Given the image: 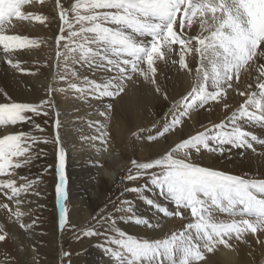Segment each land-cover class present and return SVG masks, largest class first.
Here are the masks:
<instances>
[{"label": "snow or ice", "instance_id": "6c2138e0", "mask_svg": "<svg viewBox=\"0 0 264 264\" xmlns=\"http://www.w3.org/2000/svg\"><path fill=\"white\" fill-rule=\"evenodd\" d=\"M29 2L0 0V45L5 51L13 46L24 48L38 44V41L28 37L3 34L13 17L25 19L33 15L21 11L22 6ZM43 2L40 0V3ZM56 5L60 9L62 22L60 34L56 37L57 67L63 68L59 79L71 77L73 81H79H69L67 87L82 96L97 99L120 97L126 91V81H132L133 75L139 73L144 81L155 86L157 93L168 99L156 80L155 61L164 60L166 55L170 57L173 45H179V66L191 73L186 55L195 54L198 63L193 86L173 106L175 112L171 120L163 125L162 130H158V137L165 139L168 138L166 134L175 133L177 127L183 124L182 118L193 109L203 108L211 101L224 100L229 89L239 91L238 86L234 85L233 75L238 81L241 69L250 61L264 60V0H75L68 8L56 0ZM70 12L74 14L71 18ZM35 18L41 21L46 19L41 16ZM195 21L199 23V34L186 35L185 28H190ZM65 29L67 35H64ZM7 62L19 68V62ZM144 63L147 64V71L141 67ZM77 64L86 66L94 73L108 74L107 79L98 81L87 75L81 78L75 68ZM258 71L256 87L259 94L239 92V95H247L248 98L228 117L232 122L231 129L221 121L212 125L215 131L205 128L190 134L170 146L158 158L147 162L131 161L133 168L129 169L126 179L137 181L147 177L160 195L174 203L175 209L170 211L151 198L147 199L148 205L167 217L183 218L185 212L190 210L195 219L179 233L174 232L165 239L149 240L121 231L116 227L117 221L112 219L111 213L101 217L97 225L103 227L108 224L118 233V238L113 236L109 241L118 246V250L105 249L117 264H197L204 259L202 248L211 252L217 245L230 246L229 240L233 234L239 239L249 230L253 234L264 231V179H248L214 170L192 159L205 150L223 155L225 146L250 149L258 157L264 158V151L257 153L254 147L259 142L264 149V139L242 126H236L238 118L264 125V63H259ZM52 91L56 89L50 88L49 92ZM51 104V99H41L39 103H0V125L31 123L33 128L43 133L44 128L35 123L33 116L49 115L47 106ZM223 106L225 109L229 107L227 103ZM107 108L111 109L112 104ZM56 117L54 128L57 131L52 141L43 135L24 131L0 137V177H6L0 179V193L18 206L26 202L22 199L25 194H40L39 178L17 177L16 173L17 169L30 167L36 158L44 154L42 148L36 151L39 144L54 143L58 146V183L55 190L58 200L68 199L66 151L61 145L58 131L61 126L58 112ZM107 135L101 132L99 139L106 143ZM156 139L157 136L149 137V140ZM17 179L22 183L18 184ZM145 188L147 183L141 188L126 187L124 191L141 194ZM0 208L12 212L8 204L0 203ZM114 211L121 212L124 208L114 206ZM127 211L131 212V207ZM217 212L233 217L238 215L242 219L218 221ZM64 213L59 222L61 228L68 224L66 208ZM12 215L19 220L25 213L18 207ZM136 222L159 227L158 224L149 225L146 219L138 218ZM20 227L27 226L21 224ZM0 233H3L0 234V242L5 241L7 233L2 225ZM83 234L98 236L102 233L98 228L90 227Z\"/></svg>", "mask_w": 264, "mask_h": 264}, {"label": "rangeland", "instance_id": "374dc122", "mask_svg": "<svg viewBox=\"0 0 264 264\" xmlns=\"http://www.w3.org/2000/svg\"><path fill=\"white\" fill-rule=\"evenodd\" d=\"M50 1L51 0H44L43 3H40V0H30L29 3L22 6L21 11L26 15L29 13L33 15L25 19L13 17L11 21L13 20L15 24L18 21H20V23H25L23 25L25 27L28 25L27 28L32 30L36 29V26H40L41 24H47L49 26L52 24H60L61 27L62 22L60 20V15L57 16L52 11L45 12L43 11V9H41L46 3H49ZM74 2L75 0H65L64 3L62 2L61 4H63L65 8H68L70 7V3ZM27 8H34L37 11L32 9L27 10ZM73 15V13H69L70 18ZM36 16L46 17V19L42 21L37 20L35 18ZM9 29L7 30H9L10 35H20L38 41V44L35 46L24 48L13 46V49H28L30 50V53H33V55L35 56H38L40 52L47 49V51L42 56L44 62L42 63L41 67L48 66L53 51H51V47L48 45L47 37L38 36L37 33L28 34L22 32V29L17 28V26ZM188 29L189 28H185V30ZM64 35H67V29H65ZM174 52L175 45H173V52L171 53V55H173ZM55 55L57 61V49L55 51ZM170 57L166 55L164 60L155 61L154 66L156 67L157 72L161 70L163 65L169 62ZM141 67L146 71L148 70L146 63L142 64ZM75 68L79 72L81 78L84 75H87L89 76V78L97 79L98 81L101 79H107L105 76H102V72H99V75L97 74L96 77H93L92 73H89L90 71L86 66L81 67L79 64H77L75 65ZM62 74L63 68H58L56 66V76L54 78L53 87H50L51 89H56V91L47 93V96L49 97L51 95L56 97V105H54L52 102L51 105L47 106V111L49 112V115L47 116H33V120L35 121V123L40 124L44 128V132L40 133L38 130L33 128V126L28 127L27 129H22L21 131L32 132L33 135H43L47 137L49 141L54 140L57 131L54 128V120L57 118L55 113L58 112L59 108L58 113L60 115L58 118L61 121V126L58 131L60 135L61 145L65 148V151L77 153L74 159L69 160L68 157L66 159L65 170L67 175L66 180L68 199L66 201L58 200V196L55 190L58 183V146L54 143L37 145L36 151L39 152V150L42 148L44 150V154L36 158L30 167L17 169L16 173L17 177L26 176L30 179L39 178L41 180V183L38 186V190L40 193L39 196L35 194H25L22 199H24L26 202L18 206L14 201H9L7 197L3 195V193H0V203L8 204L9 208L12 209V212L3 209L5 217L2 219V222L0 221V225L3 226L4 231L7 233L6 240L0 242V264H95V262H98L99 264H117L115 259L105 249L111 248L114 251L118 250V246L109 242L113 236H116L118 238V233H116L108 224H105L103 227L97 225V220H99L101 217H107L111 213L112 219H115L117 221L116 227H118L121 231L139 239L147 238L149 240L165 239L174 232L179 233L185 229V226L188 223L194 222L195 219L191 216L190 210L185 212L183 218L167 217L154 206L148 205L150 209H156L155 211L159 213V215L161 214L164 218L174 219L172 225L166 231L154 237H145L142 235L134 234L133 231H130L129 226H124L123 224H121L122 222L124 223L125 220H133L135 218L134 201L136 199H143L147 203V199L151 198L167 207L170 211L175 209L174 203L170 199L160 195L159 190L148 182L147 177L140 178L137 181H128L126 179L127 175L129 174V169L133 168L131 161L137 160L138 162H140L138 154H136V152L134 151V142L136 138L143 135L144 133H150L154 131L157 133L158 130H161L163 125L171 120L172 115L175 112V109L173 108L174 105L172 106L171 104L170 106V104L168 103V109L167 107H165L164 109L159 110V113L157 114V120H155L154 124H151L147 127L144 126V123L138 124L136 134H134V136L130 138V153L128 152L127 157H124L123 160V157H121L120 154H117L118 151L115 150L111 145V135L109 133V129L111 128V126L117 124L116 121L113 120L114 118L112 115L114 112V103H105L103 105L104 107L97 106V103L90 105V103H92L93 101L101 102L102 99H97L93 96L88 95L82 96L79 93L75 92V90L68 89L67 85L69 81L76 83H79V81H73L71 77L66 80H61L59 79V75ZM138 75L139 73L133 75V78H136ZM60 89H65V91H60ZM180 101L181 100H179V102ZM18 102L28 103L23 101ZM109 104H112L111 109L107 108ZM54 107L58 108L54 110ZM101 113H103V115H101ZM165 114H167V116ZM27 115L31 116L32 114L28 113ZM136 121L137 120H134V123ZM124 131L125 130H122L121 132L125 134ZM101 132H106L108 134L106 143L99 139ZM95 143H98V145L101 146L99 148L103 152H112L117 156L120 172L117 171V181L115 180L117 175L111 182H108L107 179L103 180L105 183L101 184L102 194L90 197L89 194H91L93 191L91 185L93 175L89 171V169L86 168L89 160L85 158L83 152L87 150H97L98 147L94 148ZM129 156H132V159H130ZM5 178L6 177H0V179ZM17 182L18 184L22 183V181H20L19 179H17ZM146 183L147 188H145L141 194L124 191L126 187L141 188ZM104 185H108L106 191H104ZM80 192H82V196H86L79 198V200H82V198H84L81 208L82 206H84L85 208H89L91 210V214L86 222L78 223V217H80L81 215L77 216L76 211H74L72 205V193L74 194ZM121 193H123V195H121ZM157 194L160 195V199H157L158 196H155ZM114 206H121L124 208V211L116 212L114 211ZM18 207L21 212L25 213V215H23L19 220H17L12 215V213H14ZM128 207H131L133 212H128ZM65 208L67 209L66 215L68 224H66L65 227L61 228L59 222L61 216L65 214ZM221 214L222 217L226 219L224 220L225 222H231L233 219L237 221L242 219V217L238 215L233 217L229 216V214L226 213ZM15 222H17L18 224L17 230L19 234L16 235L17 237H15L13 231H10V228H8ZM21 224H24L27 227L21 228ZM149 225H152L150 221ZM90 227L98 228L102 234L98 236H85L83 234L84 231H86ZM28 233H30V236H28ZM259 235L264 236V231H258L257 233L253 234L249 230L248 232L243 233L241 238L239 239H237L235 234H233L232 239L235 238L240 242L242 237L251 236L252 238H254ZM256 244L258 246H261V248L259 249L264 253V238L257 241ZM201 251L203 252L204 256L206 255V253H209L206 249L203 248L201 249ZM65 253H69V255L66 256ZM101 258H103L104 262H102ZM260 264H264V257L261 260Z\"/></svg>", "mask_w": 264, "mask_h": 264}, {"label": "bare ground", "instance_id": "6f19581e", "mask_svg": "<svg viewBox=\"0 0 264 264\" xmlns=\"http://www.w3.org/2000/svg\"><path fill=\"white\" fill-rule=\"evenodd\" d=\"M64 1L65 0H60V3H64ZM29 9L37 11L34 8H27V10ZM41 9L45 12L52 11L57 16H59L60 13V9L56 5V0H51L49 3H46ZM23 24L25 23H20V21L15 24L12 20L10 25L5 27L3 34L10 35L9 30L11 29L9 28L17 26V28L22 29V32L28 34L37 33L38 36H45L48 38L47 42L53 53L48 66L41 67L44 62L42 56L47 49L40 52L38 56H35L33 53L31 54L28 49L15 50L12 47L9 51H5L3 45H0V103L12 101L39 103L41 99H51L53 104L56 105V97L53 95L49 97L47 96V93L49 92L48 90L50 87H53L54 78L56 76V37L60 34V24H52L50 26L47 24H41L40 26H36L37 28L33 30L28 29V25L25 27ZM199 32L200 27L198 21L193 22L191 27L184 31V33L189 36H195L199 34ZM179 59V45H175V52L171 55L169 62L163 65L159 72L156 71V80L163 92L167 94L168 99H164L154 90V85L144 81L143 78L138 75L136 78H133L132 81H126V91L125 93H122L120 97H116L115 99L104 97L101 98V102H89L90 105L97 103V106H103L105 103L109 102L114 103V112L112 115L114 118L113 120L116 121L117 124L111 126L109 133L111 135V145L118 151L117 154H120V156L123 157V160L124 157H127L128 152L130 153V138L136 134L138 124L144 123L145 127L154 124L155 120H157L159 110L164 109L165 107L168 109V103L170 106L171 104L172 106L176 105L179 100H182L183 96L191 90L194 83L198 59L195 54L186 55L189 67L192 69L191 73L180 68L178 63ZM8 60H11L13 64L19 62V68L13 67L12 64L7 62ZM171 61H177V63H172ZM259 63H264V60L250 61L249 65H246L241 69L238 81L236 80L235 75H233L234 85L238 86L239 91L229 89L224 100H221L220 102L211 101L209 105H205L203 108L193 109L187 116L182 118L183 124L177 127L174 134H166L168 137L167 139L164 137H158V132L156 133L155 131V133H144L136 138L134 142V151L138 154L139 161L146 162L158 158L160 155L164 154L166 149L170 146H174V144L181 139L187 138L190 134H196L198 131H203L205 128L213 131L214 129H212V125L219 124L221 121H224L227 128L231 129L232 122L228 120V117L244 104L245 100L248 98L247 95H239V92L243 91L249 94L256 92L259 94V89L256 87L258 83L257 77L259 76ZM89 71V73H92L93 77H96L99 73V71L94 73L91 69H89ZM102 74V76L107 78L108 74L103 72ZM249 85H252V87L249 88ZM209 90L212 89L209 88ZM224 103L229 105L227 109L224 108ZM57 108L58 107H54V110ZM249 110L254 109L250 108ZM134 120L137 121L134 123ZM32 126L31 123L24 122H20L16 125H0V137L4 134L18 132ZM236 126H242L245 130L254 133L260 139H264V125L262 124L252 123L246 119L238 118ZM122 130H125V134L121 132ZM150 136H157V139L149 140ZM97 147V150H87L83 152L85 158L89 160L86 168L89 169L93 175V179L91 180L93 191L89 194L90 197L102 194L101 184L105 183L103 180L107 179L108 182H111L117 175V171L120 172L117 156L112 152V154L105 153V151L103 152L99 148L101 146H99L98 143H95L94 148ZM254 147L257 149V153L264 151L259 142H256ZM76 154V152L66 151V159L68 157L69 160H72L76 157ZM129 158L132 159V156H129ZM192 159L195 163L201 166L224 171L232 175H238L248 179H264V158L258 157V155L252 153L250 149H237L231 146H225L223 155L219 152L212 153L205 150L199 155H194ZM117 178L118 175L116 176V181ZM103 188L104 191H106L108 185H104ZM84 196L85 195L82 196V192L72 193V205L74 211H76L77 216L81 215L78 217V223L86 222L91 214L89 208H85L84 206L81 208L84 198H82V200H79V198ZM155 196H158L157 199H160V195L157 194ZM134 202L135 218L133 217V220H125L124 223H121L124 226H129L130 231H133L134 234L145 237H154L166 231L172 225L174 219H166L161 214L159 215V213L155 211L156 209H150L143 199H136ZM4 217L3 208H0L1 222ZM138 218L146 219L150 221L152 225L158 224L159 227H151L143 223H137L136 220ZM216 218L219 221L226 220L222 217L220 212L216 213ZM17 226L18 224L15 222L8 227L10 228V231H13L15 237L19 234ZM28 236H30V233H28ZM263 238V235L254 238L251 236H245L242 237L240 242L233 238L229 240L230 246L218 245L213 251L206 253L204 259L198 261L197 264H260L264 257V253L260 251L259 248H261V246H258L256 242ZM101 259L102 262H104L103 258ZM95 264L99 263L95 262Z\"/></svg>", "mask_w": 264, "mask_h": 264}]
</instances>
